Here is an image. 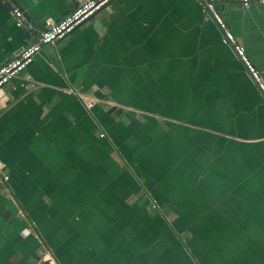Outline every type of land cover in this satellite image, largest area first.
<instances>
[{
    "label": "crops",
    "instance_id": "1",
    "mask_svg": "<svg viewBox=\"0 0 264 264\" xmlns=\"http://www.w3.org/2000/svg\"><path fill=\"white\" fill-rule=\"evenodd\" d=\"M204 1L110 0L0 89V264H264V94ZM75 5L0 0V65ZM215 6L264 82V5Z\"/></svg>",
    "mask_w": 264,
    "mask_h": 264
},
{
    "label": "built area",
    "instance_id": "2",
    "mask_svg": "<svg viewBox=\"0 0 264 264\" xmlns=\"http://www.w3.org/2000/svg\"><path fill=\"white\" fill-rule=\"evenodd\" d=\"M110 0H76V5L68 14H66L59 21L47 20L42 30L38 32L36 38L21 47L10 59L0 65V89L7 84L13 77L23 71L28 65H30L35 55L46 45L62 39L79 25L86 22L96 13H98ZM243 7L249 4L256 3L264 5V0H235ZM204 8L209 16L215 21L220 32L221 39L224 44L231 46L242 61L250 76L254 82L258 85V88L264 94V82L258 69L253 65L248 56L245 53L244 46L232 33L222 15L215 6V0H205ZM11 14L14 18L15 25L19 28L33 31L34 26L26 18L23 11L18 7H12ZM86 108H91L94 104V99L84 94H78ZM104 133H100L101 137H104ZM9 180V174L0 169V188L8 195L9 188L7 182ZM153 206L156 207L155 201ZM48 253V252H45Z\"/></svg>",
    "mask_w": 264,
    "mask_h": 264
},
{
    "label": "water",
    "instance_id": "3",
    "mask_svg": "<svg viewBox=\"0 0 264 264\" xmlns=\"http://www.w3.org/2000/svg\"><path fill=\"white\" fill-rule=\"evenodd\" d=\"M121 109L119 107H117L116 105H113L110 109L109 112H113V113H118ZM8 215V213H7ZM4 216L6 217V213L4 214Z\"/></svg>",
    "mask_w": 264,
    "mask_h": 264
},
{
    "label": "rangeland",
    "instance_id": "4",
    "mask_svg": "<svg viewBox=\"0 0 264 264\" xmlns=\"http://www.w3.org/2000/svg\"><path fill=\"white\" fill-rule=\"evenodd\" d=\"M157 208H158V207H157ZM39 263H40V264H45V263L42 261V259L39 261ZM39 263H38V264H39Z\"/></svg>",
    "mask_w": 264,
    "mask_h": 264
}]
</instances>
